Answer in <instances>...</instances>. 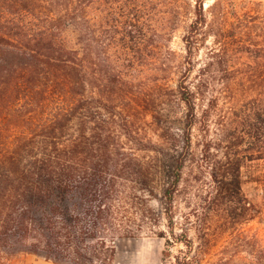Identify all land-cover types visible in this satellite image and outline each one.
<instances>
[{"label":"trees","instance_id":"trees-1","mask_svg":"<svg viewBox=\"0 0 264 264\" xmlns=\"http://www.w3.org/2000/svg\"><path fill=\"white\" fill-rule=\"evenodd\" d=\"M95 1L0 0V264L20 254L55 264H116L119 242L141 235L151 219L139 195L146 192L162 195L172 237L193 246L187 232L176 236L174 204L195 156L200 81L177 85L186 110L177 132L161 125V144L138 149L146 157L128 147L123 139L140 113L130 100L142 93L114 70L95 80ZM205 1L195 0L188 54L213 38L209 65L237 73L232 85L253 93L201 151L213 184L205 197L212 222L199 214L188 222L202 242L217 227H234L233 237L252 244L248 252L264 264L261 229L250 234L243 226L264 220V209L242 185L247 162L264 159V1L215 0L209 11ZM70 28L87 53L67 45Z\"/></svg>","mask_w":264,"mask_h":264},{"label":"rangeland","instance_id":"rangeland-1","mask_svg":"<svg viewBox=\"0 0 264 264\" xmlns=\"http://www.w3.org/2000/svg\"><path fill=\"white\" fill-rule=\"evenodd\" d=\"M237 1L244 5L243 2L264 0ZM214 2L206 0L205 9L209 11ZM194 5L195 0H96L91 9L95 28L91 49L95 63L93 71L97 74L95 80L100 82L103 72L114 70L142 93L130 100L140 113L128 126L133 127L131 136L123 139L128 147L146 157L148 153L138 149L148 144H161V125L177 132L186 112L176 92L179 82L187 79V83L194 85L200 81L202 91L197 100V124L193 131L195 156L184 170L174 204L176 236L187 232L193 246L188 247L172 237L162 195L141 193L146 207L153 209L151 219L142 222L141 235L119 242L116 264H178V258L186 259L184 262L188 264H258L248 252L252 244L233 237L231 232L237 231L234 227L222 233L217 227L211 241L202 242L196 239L194 226L188 222L190 218L193 223L198 214L212 222L205 197L212 191L213 184L209 170L201 163V151L208 140L215 141L228 128L221 124L224 117L235 112L243 105L245 97L253 93L251 88L232 85L237 73L225 72L218 64L209 65L207 48L213 46V38L201 44L193 55L188 54L185 37L195 18ZM64 38L70 48L82 53L89 51L84 50L86 46L74 28L66 31ZM147 110L152 111L151 115L143 113ZM242 185L246 197L264 209V159L247 162L242 170ZM148 213L151 214L149 210ZM213 221L214 228L220 225V220ZM249 221L243 226L250 234L261 229L264 237V220ZM8 264L55 263L20 254L12 257Z\"/></svg>","mask_w":264,"mask_h":264}]
</instances>
